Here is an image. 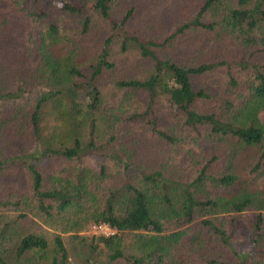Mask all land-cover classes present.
I'll list each match as a JSON object with an SVG mask.
<instances>
[{"label": "trees", "instance_id": "trees-1", "mask_svg": "<svg viewBox=\"0 0 264 264\" xmlns=\"http://www.w3.org/2000/svg\"><path fill=\"white\" fill-rule=\"evenodd\" d=\"M80 2L42 0L38 12L24 4L0 17V206L7 211L0 213V264H69L61 235L77 237L100 223L116 233L91 234L89 261L100 245V264H169V258L180 264L173 257L179 248L202 253L206 264H223L234 251L214 221L248 210L257 212L252 249L235 264H264V185L253 188L264 180V0H227L209 21L203 14L222 0H205L196 17L163 41L130 35L132 10L102 40L93 37L111 19L115 0ZM188 31L222 39L224 54L214 53L212 43L195 61L177 62L170 53ZM114 46L133 51L141 77L104 84L117 68ZM38 90L30 106L10 105ZM109 94L115 104L106 106ZM127 122L135 130H125ZM144 134L159 146L148 150L152 165L132 163L142 168L133 176L129 160L137 154L129 150ZM193 135L213 150L184 182L172 150ZM86 153L118 168L109 173L102 164L95 173L72 166ZM196 218H204L210 234L204 239L183 229ZM174 224L178 231L162 235ZM48 229L58 232L51 240ZM124 234L133 236L132 255L124 254Z\"/></svg>", "mask_w": 264, "mask_h": 264}, {"label": "rangeland", "instance_id": "rangeland-1", "mask_svg": "<svg viewBox=\"0 0 264 264\" xmlns=\"http://www.w3.org/2000/svg\"><path fill=\"white\" fill-rule=\"evenodd\" d=\"M65 3L70 4L74 7L82 6L80 0H62ZM205 0H115L113 5V14L111 19L103 25L104 28L97 33L93 34V37H97L99 39H103L108 31L112 28L114 23H118L126 13L130 10L133 11L132 16L130 17L125 29L127 32L134 36L138 37L141 40H159L163 41L165 38L170 36L175 29L184 25L185 23L192 20L198 14L199 9L203 5ZM227 0H222V5L218 6V10L215 9L212 12H206L203 14L202 19L205 21L212 20L214 16L218 15L220 10L225 7V3ZM31 10V12H38L43 7L42 0H0V17L2 15L7 14L10 10L19 9L20 6L24 5ZM45 4V1H44ZM57 3L51 6L55 9ZM58 7V6H57ZM182 43H176L171 56L177 62H182L184 64H188L191 61H195V57L201 50H206L210 46V44L214 43V53L220 52L224 54L226 44L222 42V39L214 40L213 38H208L206 32L197 33L194 35L191 31L185 33L183 37ZM113 53L111 54L112 58L116 61V70L111 72L110 74L105 75L104 84L112 83L113 80L121 79V78H130V77H141L140 72L136 70L134 65V60L136 55L131 52L122 53L120 49L114 46ZM147 68V66H144ZM218 79H222L221 75L216 76ZM223 81V80H222ZM195 88L199 87L198 80L194 79ZM204 86L208 87L211 92L216 93V88L213 85L211 87V82H207ZM108 85H105L104 88H108ZM39 90L35 91L31 96L28 97L27 100L18 99L14 102H10L12 107L20 108L23 106H30L32 101L39 95ZM108 102L107 105L115 104L112 96H107ZM159 104H163L162 109L165 111L164 113L167 116V120L171 119V113L169 112V105L165 100H161ZM48 109L45 108L44 111ZM129 116L127 114L124 115V118ZM259 120L262 124H264V110L259 113ZM125 122V121H124ZM131 125V122L125 123L122 127L125 129L126 126ZM132 131L135 130V127H129ZM126 130V129H125ZM86 134H83V139H86ZM198 136L193 135L190 138H185L184 142L176 148H174L173 155L175 157V162L173 163L175 168L177 167L180 171V175L182 176L184 182L194 178L196 174V170L201 166V162H205L207 158L210 157L212 153L213 147L208 142L203 141L202 138L198 139L195 143ZM134 138V135L129 134V140ZM121 141V139H119ZM159 143L155 142L154 138L147 136L146 134L142 135L140 140H136L131 144L129 152H134L137 155L133 156L135 160H129V174L133 176H138V173L141 171L140 168L142 165L146 168L147 163L152 165L155 159L154 156H151L148 152L149 149L157 148ZM136 148L135 151L133 149ZM173 148V146L171 147ZM170 148V149H171ZM160 153V151H158ZM110 152L107 154L109 157ZM160 155L164 156L162 153L155 156L157 161H160ZM127 161L126 159L124 160ZM141 162L140 167L132 166L133 162ZM75 168H85L89 169L92 172H98L99 168L102 164H105L108 168L109 173L114 172L118 165L112 159H102L96 155L91 153L83 154L79 157V159H74L71 163ZM222 165V164H221ZM172 166V165H171ZM152 167V166H149ZM147 171V170H145ZM264 185V180H258L253 188H258L260 185ZM13 186L17 187L18 183H12ZM262 185V186H263ZM261 186V187H262ZM234 189L233 191H235ZM225 190H222L223 194ZM1 201V200H0ZM7 212L4 207L0 206V213ZM257 212L255 211H245L242 214H224L219 215V218L214 221L217 225H220L222 229L225 230L226 235L229 240V244L233 248L234 254L229 253L228 257H225L223 260V264H235L236 256L239 255H247L252 249L251 240L254 236V221L256 218ZM205 218H211L210 216ZM204 218H196V220L190 224L185 226L183 229H186L187 233H191L192 235H197L195 238L204 239L208 235H210L207 230L201 225V221ZM87 226V225H86ZM85 226V227H86ZM164 234H171L173 232L178 231L177 224L170 225L168 227H164ZM54 234H58V232H53V230L46 231V237L51 240ZM79 236L73 237L71 234H63L62 240L65 244V247L68 250L69 255V264H100L103 261V258L99 256L102 246L98 245L96 249V253L93 254L92 260H87V253L90 249V244L95 243L93 241V236H91L90 230H82ZM132 234H124L122 235L123 243H124V254L132 255L137 252L135 247V242L132 239ZM94 245V244H93ZM89 247V248H88ZM179 247V245L177 246ZM178 251L181 253L180 256L173 257L183 264H206L204 261V257L201 254H196L192 249H181ZM98 257V258H97ZM172 258L166 260V263L174 264ZM171 261V262H170ZM147 262L145 261V264ZM180 263V264H182Z\"/></svg>", "mask_w": 264, "mask_h": 264}, {"label": "built area", "instance_id": "built-area-1", "mask_svg": "<svg viewBox=\"0 0 264 264\" xmlns=\"http://www.w3.org/2000/svg\"><path fill=\"white\" fill-rule=\"evenodd\" d=\"M90 233L97 237L110 238L115 235V231L105 223L91 226Z\"/></svg>", "mask_w": 264, "mask_h": 264}]
</instances>
